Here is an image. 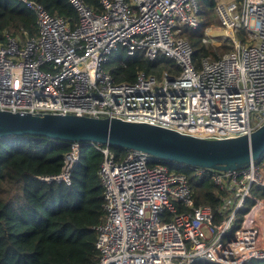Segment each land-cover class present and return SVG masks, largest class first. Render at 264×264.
<instances>
[{"label": "built area", "instance_id": "built-area-1", "mask_svg": "<svg viewBox=\"0 0 264 264\" xmlns=\"http://www.w3.org/2000/svg\"><path fill=\"white\" fill-rule=\"evenodd\" d=\"M18 1L34 14L38 32L0 38V109L114 116L204 138L237 136L264 123V0H216L217 22L201 41L228 40L232 47L198 66L178 34L179 26H200L197 0H100V11L68 0L78 15L74 28L35 0ZM120 48L130 56H164L177 70L159 78L139 71L133 82H115L106 63ZM78 147L73 142L53 178L69 181ZM100 151L104 218L94 227L92 264L264 259V200L252 192L264 186V157L231 171L191 166L196 178L210 173L230 193L215 211L194 203L187 174L177 170L183 164L169 167L134 148H124L120 159L108 145ZM246 200L252 203L240 215Z\"/></svg>", "mask_w": 264, "mask_h": 264}, {"label": "trees", "instance_id": "trees-1", "mask_svg": "<svg viewBox=\"0 0 264 264\" xmlns=\"http://www.w3.org/2000/svg\"><path fill=\"white\" fill-rule=\"evenodd\" d=\"M50 14L68 20L72 28L78 22L75 8L68 0H35ZM100 11V0H84ZM200 26L182 27L180 33L193 48L198 66L205 57L216 59L231 48V42L205 45L201 39L211 24L217 22L216 0H197ZM35 16L18 0H0V38L7 33L24 40L37 35ZM241 31H239V34ZM106 69L115 82H133L139 71L152 75L164 69L177 70L175 63L164 56L148 59L141 52L127 55L123 48L112 52ZM73 142L45 136L11 135L0 138V264H92L97 261L94 227L103 221V192L97 170L102 160V144L82 143L71 170L69 181L53 178L61 173L64 156ZM108 147L122 158L124 148ZM264 157V155L262 156ZM169 167L174 162L157 159ZM177 170L187 174L194 203L210 205L215 211L221 198L230 193L214 184L211 174L200 179L191 166ZM47 177H50L49 179ZM264 200V186L252 188ZM246 200V207L251 205ZM216 220L218 217L216 216ZM197 264H216L200 260ZM245 264H264L252 258Z\"/></svg>", "mask_w": 264, "mask_h": 264}, {"label": "water", "instance_id": "water-1", "mask_svg": "<svg viewBox=\"0 0 264 264\" xmlns=\"http://www.w3.org/2000/svg\"><path fill=\"white\" fill-rule=\"evenodd\" d=\"M36 135L142 150L158 159L186 166L231 171L264 155V123L249 133L204 138L146 122L118 117H93L0 109V138Z\"/></svg>", "mask_w": 264, "mask_h": 264}, {"label": "rangeland", "instance_id": "rangeland-1", "mask_svg": "<svg viewBox=\"0 0 264 264\" xmlns=\"http://www.w3.org/2000/svg\"><path fill=\"white\" fill-rule=\"evenodd\" d=\"M182 27H186V28H189V29H195V28H191V27H188V26H179V32H178V34L181 36V37H183L184 38V36L180 33V30H181V28ZM242 43H245V42H242ZM231 47H232V44H231ZM164 70H167V69H164ZM160 72L156 75V77H160ZM252 123H253V120H252Z\"/></svg>", "mask_w": 264, "mask_h": 264}]
</instances>
